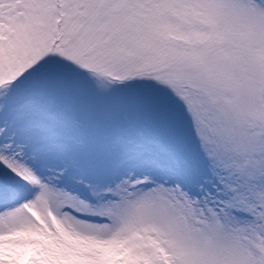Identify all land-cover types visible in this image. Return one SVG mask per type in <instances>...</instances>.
<instances>
[{
  "label": "snow or ice",
  "instance_id": "6c2138e0",
  "mask_svg": "<svg viewBox=\"0 0 264 264\" xmlns=\"http://www.w3.org/2000/svg\"><path fill=\"white\" fill-rule=\"evenodd\" d=\"M0 264H264V0H0Z\"/></svg>",
  "mask_w": 264,
  "mask_h": 264
}]
</instances>
